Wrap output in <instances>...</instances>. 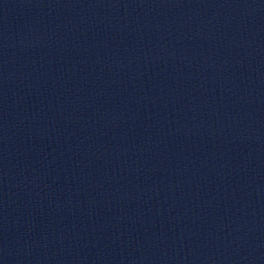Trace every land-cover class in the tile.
Segmentation results:
<instances>
[{"label":"water","instance_id":"1","mask_svg":"<svg viewBox=\"0 0 264 264\" xmlns=\"http://www.w3.org/2000/svg\"><path fill=\"white\" fill-rule=\"evenodd\" d=\"M0 264H264V0H0Z\"/></svg>","mask_w":264,"mask_h":264}]
</instances>
